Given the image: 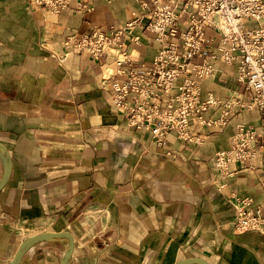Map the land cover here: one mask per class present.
Here are the masks:
<instances>
[{"label":"crops","instance_id":"1","mask_svg":"<svg viewBox=\"0 0 264 264\" xmlns=\"http://www.w3.org/2000/svg\"><path fill=\"white\" fill-rule=\"evenodd\" d=\"M138 2L72 0L54 15L30 11L28 0H0V144L10 158L0 190V264L30 237L61 232L69 236L35 242L16 264H61L71 239L67 264H264V229L234 227L235 198H251L264 214V157L249 169L232 165L223 188L213 167L238 125L261 123L258 109L246 107L252 95L236 64L211 58L217 51L206 45L212 73L201 80L200 98L238 102L229 123L201 128L193 121L200 146L175 133L156 146L111 103L107 77L116 55L93 60L63 45L90 26L125 25L142 10ZM145 38L128 44L133 65L153 62L155 46ZM3 172L0 154V179Z\"/></svg>","mask_w":264,"mask_h":264},{"label":"built area","instance_id":"2","mask_svg":"<svg viewBox=\"0 0 264 264\" xmlns=\"http://www.w3.org/2000/svg\"><path fill=\"white\" fill-rule=\"evenodd\" d=\"M71 0H29L31 7L53 13L64 11ZM141 11H133L123 26H91L87 33H73L65 41L72 54H87L98 60L112 51L116 72L109 74L110 100L124 117L126 125L147 131L156 146H162L170 133L186 143L201 145L202 135L192 122L203 127L229 123L239 103L219 101L212 95L200 98V81L212 73L205 57L207 44L217 53L211 58L223 64H236L238 82L251 93V103L260 113V126L238 125L228 150L218 151L213 166L221 187L231 174V166L253 167L264 157V0H139ZM207 30L218 34L208 36ZM155 46L150 66H136L128 44L140 45L143 37ZM210 46V45H208ZM200 60V64L196 61ZM182 82L177 85L178 79ZM220 106L218 117L207 115ZM242 105V104H241ZM166 156H171L169 152ZM174 156V155H172ZM264 184V181H262ZM234 227L237 231L264 229L262 207L251 198H235Z\"/></svg>","mask_w":264,"mask_h":264},{"label":"water","instance_id":"3","mask_svg":"<svg viewBox=\"0 0 264 264\" xmlns=\"http://www.w3.org/2000/svg\"><path fill=\"white\" fill-rule=\"evenodd\" d=\"M0 154L2 155L3 160H4V172H3V175L0 179V190H1L2 187L5 185L8 177H9V173H10V158H9L8 152L6 151V149L1 144H0ZM59 235H68L69 236V234L67 232H61V233L40 234V235H35L33 237H30L29 239L25 240L20 245V247L17 250V252L15 253L13 259L8 264H16L19 261V259L21 258V255L23 254V252L29 246L33 245L35 242L42 241V240H49V239L55 238ZM71 248H72V239H71L69 249H68L66 255L64 256L61 264H67V261L69 260V257L71 254V250H72ZM191 262H199L201 264H208V262H206L205 260H203L201 258L185 259V260L178 261L175 264H188Z\"/></svg>","mask_w":264,"mask_h":264},{"label":"rangeland","instance_id":"4","mask_svg":"<svg viewBox=\"0 0 264 264\" xmlns=\"http://www.w3.org/2000/svg\"><path fill=\"white\" fill-rule=\"evenodd\" d=\"M72 1V0H71ZM70 4H71V2H70ZM70 4H69V6H70ZM69 6L66 8V9H68L69 8ZM28 8H29V10L30 11H36V10H42V11H45V12H48V13H51V14H54V15H59V14H61L62 12H59V13H53V12H51V11H48L47 9H44V8H39V7H36V6H33V7H31L30 6V4H29V0H28ZM82 8L83 9H85V10H88V9H86V6L85 5H83L82 6ZM65 9V10H66ZM64 10V11H65ZM91 27V26H90ZM90 27H89V29H90ZM77 32H80V33H87L88 31H86V32H81V31H76V32H74V33H77ZM71 34H73V33H70V34H68V35H66L65 36V38H64V41H65V39L69 36V35H71ZM64 41H63V45H64ZM65 47V46H64ZM205 57H207V55L205 54ZM204 79V78H203ZM200 84H201V81H200ZM201 88V87H200ZM205 100V99H204ZM136 130V129H135ZM137 131V130H136ZM138 132H143V131H138ZM204 139V138H203ZM186 143V142H185ZM163 146V145H162ZM228 150V149H227ZM218 152V151H217ZM171 156H172V154H170ZM171 156H169V157H171ZM214 157V156H213ZM258 158V157H257ZM255 161V160H254ZM255 163V162H254ZM214 167V166H213ZM215 169V168H214ZM247 169H249V168H247ZM216 172V171H215ZM230 177V176H229Z\"/></svg>","mask_w":264,"mask_h":264}]
</instances>
